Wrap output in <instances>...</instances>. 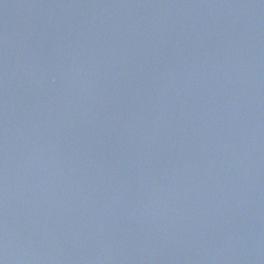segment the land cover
<instances>
[{"label":"water","instance_id":"water-1","mask_svg":"<svg viewBox=\"0 0 264 264\" xmlns=\"http://www.w3.org/2000/svg\"><path fill=\"white\" fill-rule=\"evenodd\" d=\"M0 264H264V0H0Z\"/></svg>","mask_w":264,"mask_h":264}]
</instances>
